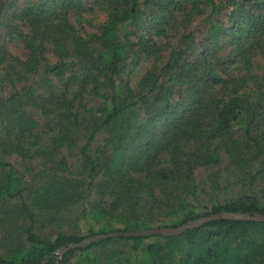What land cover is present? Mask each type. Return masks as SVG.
Listing matches in <instances>:
<instances>
[{
	"label": "trees",
	"instance_id": "obj_1",
	"mask_svg": "<svg viewBox=\"0 0 264 264\" xmlns=\"http://www.w3.org/2000/svg\"><path fill=\"white\" fill-rule=\"evenodd\" d=\"M220 212L264 215V0H0V264H264V221L72 246Z\"/></svg>",
	"mask_w": 264,
	"mask_h": 264
},
{
	"label": "water",
	"instance_id": "obj_2",
	"mask_svg": "<svg viewBox=\"0 0 264 264\" xmlns=\"http://www.w3.org/2000/svg\"><path fill=\"white\" fill-rule=\"evenodd\" d=\"M223 218H232V219H237V220H248V221H264L263 214H258V213L250 214V213H242V212H237V213L220 212V213L212 214L210 216L198 218L196 220L190 221L176 228L158 227V228L140 229V230H134V231H127V232L107 233V234H102V235H96L92 238L83 240L80 243L73 244L72 246H84L86 244H90L100 239H105V238H110V237H115V236H130V237L135 236L136 237V236H152V235H158V234H161L164 236H176V235H180L184 233L188 229H193L207 222L215 221V220L223 219ZM68 248L61 250L60 254L62 255Z\"/></svg>",
	"mask_w": 264,
	"mask_h": 264
},
{
	"label": "rangeland",
	"instance_id": "obj_3",
	"mask_svg": "<svg viewBox=\"0 0 264 264\" xmlns=\"http://www.w3.org/2000/svg\"><path fill=\"white\" fill-rule=\"evenodd\" d=\"M104 19V15L103 14H91L90 15V20L93 21L92 25H88L87 27L89 28V30H92L93 28H95L96 24L101 22L102 20ZM193 28V27H191ZM8 47L10 49V51L14 54V55H17L19 57H21V59L25 60L26 59V54H27V51L23 45L22 42L18 41V40H13L12 42H9L8 43ZM139 76V75H138ZM227 169V162H223L221 165L219 166H214V167H210V168H203V169H200L198 171V177H199V180H201L202 178L206 177V176H213L217 171H221V173L223 175H227V178H229L231 175L230 173L228 174V172L226 171ZM228 183V181L225 179L221 180L220 184L222 186H226V184ZM82 208H77L76 211H80ZM75 214V213H74ZM92 221L89 219V220H85L83 219L81 221V226L83 227V231L85 232V234H87V230H89L90 226ZM113 233V232H112ZM107 234V233H105ZM97 235H102V234H97ZM96 236V235H95ZM94 237V236H92ZM92 237H87L86 239H89V238H92ZM84 239V240H86ZM98 241V240H97ZM87 245V244H86ZM123 250V252H125V255H128L129 252H130V248L129 246L127 245H121L120 246ZM129 256V255H128Z\"/></svg>",
	"mask_w": 264,
	"mask_h": 264
}]
</instances>
